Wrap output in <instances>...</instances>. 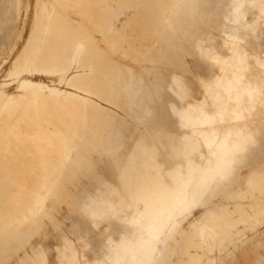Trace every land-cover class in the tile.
Segmentation results:
<instances>
[{"label":"rangeland","instance_id":"obj_1","mask_svg":"<svg viewBox=\"0 0 264 264\" xmlns=\"http://www.w3.org/2000/svg\"><path fill=\"white\" fill-rule=\"evenodd\" d=\"M0 3V264H264V0Z\"/></svg>","mask_w":264,"mask_h":264},{"label":"crops","instance_id":"obj_2","mask_svg":"<svg viewBox=\"0 0 264 264\" xmlns=\"http://www.w3.org/2000/svg\"><path fill=\"white\" fill-rule=\"evenodd\" d=\"M3 1H5V0H3ZM0 8L2 10L1 14L4 18L5 23H6V26H5L6 35H7V37L12 36L14 34V31H15V27H13L15 25V23H14L15 19L13 20V18H11L12 12H11L10 8L3 7L1 3H0Z\"/></svg>","mask_w":264,"mask_h":264},{"label":"bare ground","instance_id":"obj_3","mask_svg":"<svg viewBox=\"0 0 264 264\" xmlns=\"http://www.w3.org/2000/svg\"><path fill=\"white\" fill-rule=\"evenodd\" d=\"M80 49H81V48H80ZM81 50H82V49H81ZM81 53H82V52H81ZM78 57H79V56H78ZM71 63H72V62H71ZM21 87H22V88H28V87H29V88H36V86H33V85H31L30 83H27V82L22 83ZM38 211H39V210H38ZM179 212H180V211H178V213H179ZM176 216H177V215H176ZM175 218H176V217H174V219L168 221V226L172 223L173 220H175Z\"/></svg>","mask_w":264,"mask_h":264}]
</instances>
